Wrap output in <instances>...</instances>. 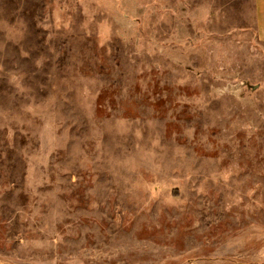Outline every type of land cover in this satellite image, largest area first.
Here are the masks:
<instances>
[{
  "label": "rangeland",
  "instance_id": "374dc122",
  "mask_svg": "<svg viewBox=\"0 0 264 264\" xmlns=\"http://www.w3.org/2000/svg\"><path fill=\"white\" fill-rule=\"evenodd\" d=\"M213 0H0V264H264V42Z\"/></svg>",
  "mask_w": 264,
  "mask_h": 264
},
{
  "label": "crops",
  "instance_id": "0c3cea01",
  "mask_svg": "<svg viewBox=\"0 0 264 264\" xmlns=\"http://www.w3.org/2000/svg\"><path fill=\"white\" fill-rule=\"evenodd\" d=\"M220 19L233 18L234 26L250 29L264 42V0H213Z\"/></svg>",
  "mask_w": 264,
  "mask_h": 264
}]
</instances>
